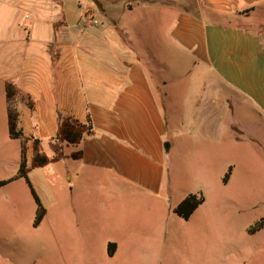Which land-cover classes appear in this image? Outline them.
<instances>
[{
	"label": "crops",
	"instance_id": "obj_1",
	"mask_svg": "<svg viewBox=\"0 0 264 264\" xmlns=\"http://www.w3.org/2000/svg\"><path fill=\"white\" fill-rule=\"evenodd\" d=\"M181 62L205 68L207 113L247 110L264 141V0H0L5 118L7 83L27 147L88 116L74 161L92 175L158 192L178 80L163 72Z\"/></svg>",
	"mask_w": 264,
	"mask_h": 264
},
{
	"label": "rangeland",
	"instance_id": "obj_2",
	"mask_svg": "<svg viewBox=\"0 0 264 264\" xmlns=\"http://www.w3.org/2000/svg\"><path fill=\"white\" fill-rule=\"evenodd\" d=\"M163 74L178 80L166 105L169 142L157 193L92 175L70 158L75 147L54 141H43L40 152L51 157L60 150L64 158L30 171L28 183L16 179L23 142L9 139L0 98V182H7L0 188V264H264V228L247 234L264 220L257 119L247 110L207 113L204 67L181 62ZM24 147L27 160L32 146ZM28 184L45 211L37 228ZM189 195L204 202L183 222L172 211ZM110 243L116 245L112 257Z\"/></svg>",
	"mask_w": 264,
	"mask_h": 264
},
{
	"label": "trees",
	"instance_id": "obj_3",
	"mask_svg": "<svg viewBox=\"0 0 264 264\" xmlns=\"http://www.w3.org/2000/svg\"><path fill=\"white\" fill-rule=\"evenodd\" d=\"M5 99L7 103V131L8 137L11 140H21L23 142L21 150V163L16 179H25L27 182V174L38 168H43L49 164L57 163L63 159V153L60 150H55L51 157H47L45 154L41 153L38 146V141H33L32 143V158L29 166L26 164L25 158V143L27 139L24 138L23 133L18 129V118L19 115L14 107V99L16 97V89L12 84H5ZM31 109V106H29ZM92 134V126L89 117L87 116L84 123H80L70 117H58V127L56 131L54 142L59 145H64L66 147H77L80 141L87 136ZM81 157V152L76 151L70 155L72 160H78ZM232 168H228L227 173L222 178V184L226 185L229 181ZM28 183V182H27ZM7 182H0V188L5 186ZM30 190V195L33 201L37 205L36 218L33 223V227L37 228L45 216V211L40 205L37 196L32 190L31 186L28 184ZM204 199L201 196L189 195L183 199L172 211V213L183 222H187L190 216L203 204ZM264 228V220H259L256 224L250 227L247 231L248 235H254ZM116 245L110 243L107 245V253L109 257H112L115 253Z\"/></svg>",
	"mask_w": 264,
	"mask_h": 264
},
{
	"label": "water",
	"instance_id": "obj_4",
	"mask_svg": "<svg viewBox=\"0 0 264 264\" xmlns=\"http://www.w3.org/2000/svg\"><path fill=\"white\" fill-rule=\"evenodd\" d=\"M165 150H166V144H165Z\"/></svg>",
	"mask_w": 264,
	"mask_h": 264
},
{
	"label": "built area",
	"instance_id": "obj_5",
	"mask_svg": "<svg viewBox=\"0 0 264 264\" xmlns=\"http://www.w3.org/2000/svg\"><path fill=\"white\" fill-rule=\"evenodd\" d=\"M94 24H96V23L94 22Z\"/></svg>",
	"mask_w": 264,
	"mask_h": 264
}]
</instances>
